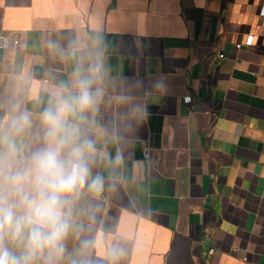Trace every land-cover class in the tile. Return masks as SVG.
I'll return each instance as SVG.
<instances>
[{
  "label": "crops",
  "instance_id": "obj_1",
  "mask_svg": "<svg viewBox=\"0 0 264 264\" xmlns=\"http://www.w3.org/2000/svg\"><path fill=\"white\" fill-rule=\"evenodd\" d=\"M263 6L0 0V122L30 114L25 142L49 92L71 78L75 61L56 49L100 52L91 134L107 158L93 172L117 188L82 193L71 256L87 240L88 264H264Z\"/></svg>",
  "mask_w": 264,
  "mask_h": 264
},
{
  "label": "clouds",
  "instance_id": "obj_2",
  "mask_svg": "<svg viewBox=\"0 0 264 264\" xmlns=\"http://www.w3.org/2000/svg\"><path fill=\"white\" fill-rule=\"evenodd\" d=\"M56 51L72 58L74 68L49 92L31 142L22 139L32 127L30 114L15 111L0 122V264H88L89 241L81 242L78 257L67 251L74 207L85 190L99 196L117 188L116 176L93 172L107 158L91 134L102 96L100 52H81L77 41ZM164 87L157 81L153 90ZM120 163L119 156L111 161Z\"/></svg>",
  "mask_w": 264,
  "mask_h": 264
},
{
  "label": "built area",
  "instance_id": "obj_3",
  "mask_svg": "<svg viewBox=\"0 0 264 264\" xmlns=\"http://www.w3.org/2000/svg\"><path fill=\"white\" fill-rule=\"evenodd\" d=\"M260 13H261L262 16H264V6L262 7ZM15 44H16V39H12L11 42H10L11 47H15ZM245 44L247 46H251L253 44V35H248L247 36ZM237 47H240V45H237ZM219 56L222 57V54H220ZM185 101L187 103H189L191 101V97H186ZM211 252H213V250H211Z\"/></svg>",
  "mask_w": 264,
  "mask_h": 264
}]
</instances>
